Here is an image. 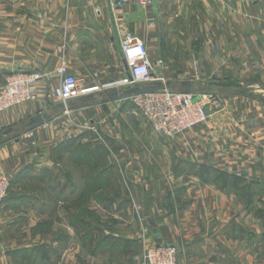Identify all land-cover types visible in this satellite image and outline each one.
Instances as JSON below:
<instances>
[{"label":"crops","instance_id":"0c3cea01","mask_svg":"<svg viewBox=\"0 0 264 264\" xmlns=\"http://www.w3.org/2000/svg\"><path fill=\"white\" fill-rule=\"evenodd\" d=\"M155 2V7L132 3L113 12L107 0H0V84L16 70L42 74L36 99L0 112V129L21 126L38 112L48 116L43 125L0 143V173L13 176L41 150L71 138L69 127L89 123L103 133L108 157L118 162L117 169L101 171L111 197L91 200L118 210L119 234L128 245L119 255L123 264H138L143 243L150 242L175 245L176 264H264V0ZM118 13L129 32L160 41L148 49L154 80H190L195 91L200 70L190 75L181 65L217 64L195 51L196 56L184 55L168 41L176 18L185 25L192 17H219L220 33L232 32L225 23L232 18L234 63L249 71L236 76L240 86L234 89L218 86L206 121L173 138L156 135L122 96L101 102L95 92L99 103L74 107L79 98L73 99L64 112L52 95L62 62L86 85L125 74L114 30ZM195 26L202 35L211 32L209 25ZM220 41L222 50L230 49L227 36ZM205 43L202 36L196 47L208 49ZM245 49L250 55L243 62ZM219 58V64H230L222 54ZM73 134L76 141L85 138ZM96 184L84 186L92 190Z\"/></svg>","mask_w":264,"mask_h":264},{"label":"rangeland","instance_id":"374dc122","mask_svg":"<svg viewBox=\"0 0 264 264\" xmlns=\"http://www.w3.org/2000/svg\"><path fill=\"white\" fill-rule=\"evenodd\" d=\"M246 2L250 0H244V3ZM208 3L215 5L214 1ZM137 6L144 8L150 5ZM119 14L121 13H118V22H114L117 37L120 31H129L121 22ZM231 19L226 18L225 22L226 25L232 26L230 33L219 32L222 20L219 17H192L187 19L185 25L176 18L172 23L169 42L182 47L184 55L192 56L197 52L200 57L211 56L217 63L202 66L181 65L190 75L193 69L200 70V79L195 82L197 87L194 92L217 94V87L224 85L234 89L240 86L236 76L239 74L240 77L242 73L245 77L248 73L247 65L237 66L234 63L235 34ZM196 22L209 25L211 32L202 35L196 30ZM202 36L208 49L196 47L201 45ZM226 36L230 49L222 50L220 37ZM151 37L153 39L148 41L141 39L147 51L160 42L154 39L153 35ZM245 38L247 41L249 34H244ZM118 40L120 42V38ZM248 49L244 50L243 62L250 55ZM221 54L224 59L222 61L230 60V64L218 63ZM225 75L228 77L227 82L224 81ZM128 97H124L125 101L151 126ZM90 126L88 123L69 127L66 136L71 137L68 139L71 143H61L67 137L61 138L63 140L56 141L49 150H41L36 159L23 164L13 176L0 173V177L5 176L9 180L7 192L0 200V264H123V257L119 255L122 248L128 245L119 234L122 233L123 224L121 219L115 216L118 210L100 201L106 196L111 197L110 193L105 192L108 181L101 171L117 169L118 162L108 157L103 133L97 128L88 129ZM5 130L0 129V143L5 141V138H13L7 136ZM75 131L81 132L78 136H84L88 131L90 133L84 136L83 140L76 141L73 139L76 138L73 134ZM69 132L71 134H68ZM78 136L77 138L80 137ZM88 181L98 183L97 188H86L84 183ZM91 196L100 199L98 205L91 200ZM146 244L143 243V247ZM108 247L112 248V252Z\"/></svg>","mask_w":264,"mask_h":264},{"label":"built area","instance_id":"2783aa9c","mask_svg":"<svg viewBox=\"0 0 264 264\" xmlns=\"http://www.w3.org/2000/svg\"><path fill=\"white\" fill-rule=\"evenodd\" d=\"M113 12L121 11L127 4L146 5L152 0H107ZM119 17L117 16V19ZM121 55L126 65L125 74L118 80L95 85L82 84L68 72L65 62L57 69L58 84L52 95L68 112V102L90 93L114 86L124 88L144 85L154 81L152 66L145 43L129 31L119 32ZM42 77L38 71L17 70L0 86V112L36 99V84ZM197 96V100L193 98ZM132 103L149 121L154 132L164 138H173L206 121L208 109L217 102L213 92L182 93L163 89L130 95ZM88 129H94L90 126ZM9 180L0 177V200L7 192ZM176 247L165 242L149 243L143 247L139 264H176Z\"/></svg>","mask_w":264,"mask_h":264},{"label":"water","instance_id":"95a60500","mask_svg":"<svg viewBox=\"0 0 264 264\" xmlns=\"http://www.w3.org/2000/svg\"><path fill=\"white\" fill-rule=\"evenodd\" d=\"M152 5L155 7L156 2L152 0ZM163 89H172L177 90L182 93H192V81L190 80H181L180 82H171V81H157L154 80L148 84L144 85H136L131 87H126L120 90L117 86L111 87L109 89H102L99 91V94L102 95L101 102H109L113 100L119 99L122 97H128L130 95L144 93V92H153L159 91ZM198 97L195 96L193 100H197ZM99 103L96 101L95 93H90L86 96H82L79 98L77 102H75L74 107H82L89 106ZM48 116L45 113L38 112L28 118L26 122H24L21 126L18 127H9L5 130V134L7 136L16 137L28 130H32L40 125H43Z\"/></svg>","mask_w":264,"mask_h":264},{"label":"trees","instance_id":"16d2710c","mask_svg":"<svg viewBox=\"0 0 264 264\" xmlns=\"http://www.w3.org/2000/svg\"><path fill=\"white\" fill-rule=\"evenodd\" d=\"M65 142H66V143H67V142H68V143H71L68 139H64L61 143H65ZM97 177H98V176H97Z\"/></svg>","mask_w":264,"mask_h":264}]
</instances>
